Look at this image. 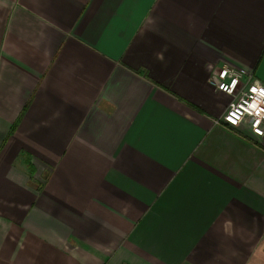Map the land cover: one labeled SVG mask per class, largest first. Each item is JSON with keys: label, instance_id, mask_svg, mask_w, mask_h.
Listing matches in <instances>:
<instances>
[{"label": "crops", "instance_id": "0c3cea01", "mask_svg": "<svg viewBox=\"0 0 264 264\" xmlns=\"http://www.w3.org/2000/svg\"><path fill=\"white\" fill-rule=\"evenodd\" d=\"M264 0H0V264H264Z\"/></svg>", "mask_w": 264, "mask_h": 264}, {"label": "built area", "instance_id": "2783aa9c", "mask_svg": "<svg viewBox=\"0 0 264 264\" xmlns=\"http://www.w3.org/2000/svg\"><path fill=\"white\" fill-rule=\"evenodd\" d=\"M209 82L230 96L221 121L230 127L249 125L264 131V85L244 67L224 65L213 69Z\"/></svg>", "mask_w": 264, "mask_h": 264}]
</instances>
